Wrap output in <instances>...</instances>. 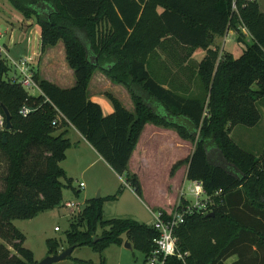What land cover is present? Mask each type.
<instances>
[{
  "label": "trees",
  "instance_id": "1",
  "mask_svg": "<svg viewBox=\"0 0 264 264\" xmlns=\"http://www.w3.org/2000/svg\"><path fill=\"white\" fill-rule=\"evenodd\" d=\"M9 1L26 18L35 16L43 51L63 41L76 82L63 88L35 73L42 93L34 96L6 78L9 66L0 49V113L6 126L5 106L11 122L10 129L0 132V164H5L0 175V264L37 263L14 220L60 206L65 187L80 194L61 165L72 142L60 129L72 124L142 197L141 181L129 171V162L146 123L172 128L195 143L189 159L177 162L172 172L188 162V179L202 181L208 194L222 190L209 213L187 215L175 230L181 251L190 253L189 264H226L234 255L238 260L232 264H264V151L257 156L230 135L235 126H255L262 119L264 11L259 1ZM228 30L238 32V41L245 44L238 57L229 52L220 57L212 47ZM170 41L186 47L185 58L197 48L206 55L195 69L179 68L168 88L156 79L152 61ZM97 70L126 87L133 112L108 93L114 110L105 115L89 97ZM183 72L190 81L178 83ZM23 106L30 109L26 116L20 112ZM122 192L121 186L115 194L89 199L65 231L68 245L103 252L111 244L123 245L125 235L147 256L159 235L152 225L104 218V203ZM47 247L48 255L61 249L52 238ZM165 264L182 262L169 257Z\"/></svg>",
  "mask_w": 264,
  "mask_h": 264
},
{
  "label": "crops",
  "instance_id": "2",
  "mask_svg": "<svg viewBox=\"0 0 264 264\" xmlns=\"http://www.w3.org/2000/svg\"><path fill=\"white\" fill-rule=\"evenodd\" d=\"M4 9H7V11H4ZM159 10L161 11V8H159ZM2 22H4L5 27L3 26ZM0 23L2 24V29H0V37L3 38L0 43L1 54L7 64L8 62L6 57H8L12 61V68H14L13 72L11 70V74L9 76L8 74L6 75L8 79H22L23 75L19 71V68L15 65V63L19 64L21 60L30 58L31 62H28V64L30 65L33 79L34 74L37 73L40 75V77L48 79L63 88L72 87L75 84V73L67 62L64 43L63 45L60 44L63 41H59L55 46L48 47L45 51H43L41 27L37 23L35 16H32L31 18H26L24 14L18 9H16L9 0H5L1 1L0 4ZM229 34L234 35V31L228 30L223 37H216L214 45H212L213 48H216L217 45H220V57L223 56V54L226 52L232 53L235 57H238L236 56V53L228 51L224 47L225 42H228V40L226 41V38L229 36ZM246 36L247 41H250V36L248 33H246ZM240 43L241 42H239V44ZM185 48L186 47L184 45L170 41L167 45L165 52L158 51L159 55L157 54L156 58L154 60L152 59L153 70L157 72L155 73V77L156 79L164 82L165 87H170V82H172L175 78V73L177 71H180L179 68L183 67L184 71L186 67L195 69L206 55V50L202 48H197L191 53L189 58H185L187 54ZM244 49L245 47L242 46V52ZM175 52L178 53V59L174 58ZM182 58L183 62L181 65H179L178 63L179 61H181ZM194 63L196 64V66L192 67V64ZM181 81H190V79L187 78L186 73L184 72L179 73V75L177 76V82L181 83ZM33 89L37 90L36 93L32 92L30 89L27 91L34 96H38L42 93L39 87ZM108 93L117 97L128 110L132 112L134 111V103L126 87L121 84H116L112 82L103 71H95L89 86V97L92 100H96V98L99 96H108ZM4 129V117L0 113V132ZM62 131L67 132V137L70 138L72 145L67 150L66 158L64 161L61 162V165L66 171L68 177L73 179V186L75 190L80 191V194L76 195L75 192L72 190L73 194L78 196L79 198L82 197V199H84L85 201L83 204L80 203V206L84 205V208L87 201L93 197L88 194L89 192H85L87 188V183L84 180H79V177H83L84 174H89L90 172H93L96 177L103 178V171L106 170V172H108L113 178H115V180L121 183V186L123 188V192L121 193V195L125 193V190H130L135 196H137L139 200L144 203L152 217V221L147 222V224H153L154 212L158 210L171 212L175 208L173 206V202L169 204L148 203L144 197L145 194L143 186V196L140 197L134 191V189L127 183L125 176L115 172L112 167L108 164V162L94 149V147L87 141V139L72 124H69L66 127L60 129L58 133ZM194 148L195 145H193L190 140L182 138L176 130L172 128L158 126L153 123H146L139 137L138 143L130 158L129 171L131 173H135L139 177V173L141 171L142 166L141 164L144 163L149 158V156H156L158 152H160V154L165 153L168 156L173 152L170 164V176L172 178H170L174 180L176 179L177 175L181 173V186L178 188V183L176 186L174 185L175 189L178 190L175 201L177 200V197L179 201L184 200L185 198H189L187 197V194L191 196L190 190L193 181H195L190 180L187 177L189 163L185 162L181 166L177 167L173 172L172 168L177 162L186 161L187 159H189V157L194 151ZM75 180L79 181L75 183ZM186 181H189L190 183V185L187 187V190L183 187ZM81 182L85 183V186L83 188L79 187V184ZM96 187H101V184H97ZM170 188H172V186ZM81 194L83 196H81ZM108 195L112 194H107L104 196ZM101 196L103 197V195ZM142 221V223H146L145 221L147 220ZM56 231L59 232L60 230ZM123 238L125 243V241L128 239L125 235L123 236ZM237 260L238 256L234 255L226 261V264H232Z\"/></svg>",
  "mask_w": 264,
  "mask_h": 264
},
{
  "label": "rangeland",
  "instance_id": "3",
  "mask_svg": "<svg viewBox=\"0 0 264 264\" xmlns=\"http://www.w3.org/2000/svg\"><path fill=\"white\" fill-rule=\"evenodd\" d=\"M258 1L260 3L261 10L264 11V0ZM4 11H7V9H4ZM2 24L4 26V22H2ZM2 24L0 23V29H2ZM233 31L234 35L229 34V39L228 37L226 38V41L228 40V42H225L224 47L226 50L236 53V56H239L242 53V46L245 47V45L244 42L239 44V33L235 30ZM241 31V33L245 34L244 37L247 40V31L243 28H241ZM2 40L3 38L0 37V43ZM60 44L63 45V42ZM217 48L220 51V45H217ZM175 54L178 53L175 52ZM6 59L10 66V70L8 72L9 76L11 74V70L13 72L14 68H12V61L8 57H6ZM195 66V63L192 64V67ZM6 78L8 77L6 76ZM254 87H256V85H254ZM30 90L35 93L37 91L33 88H30ZM93 100L102 106L105 115L110 114L114 110L111 99L106 95L101 97L99 96L96 100ZM259 106L262 112V119L257 125H237L230 133L231 137L241 147L253 152L257 156H260L264 151V106ZM190 142L193 145L195 144L192 141ZM172 155L173 152L168 156L165 153L160 154V152H158L156 156H149V158L141 164L142 166L139 178L142 183L141 186H143L145 200L150 204H169L173 202V206L175 207L179 201L178 197L175 201L178 190L175 189L174 185L176 186L178 183V188L181 186V173L177 175L176 179H171L170 164ZM4 165L5 164L3 162L0 164V175H2V172L4 171ZM79 180H84L87 183L85 192H89L88 194L93 198L98 195L104 196L107 194H115L121 187V183L115 180V178L106 172V170L103 171V178L96 177L93 172H90L89 174H84L83 177H79ZM78 181L75 180L74 182L77 183ZM97 184H101V187L97 188ZM189 185V181H186L183 187L187 190ZM171 186L172 188H170ZM1 188H3V180L0 178V189ZM63 193L64 199L60 206L41 212L32 219H16L13 221L14 225L25 234L26 239L24 241V247L34 252L37 262L42 260L47 255V240L50 238L59 241L61 249L58 252H61L63 249L69 247L66 242L65 231L69 229L71 220L81 213V208H83L84 205L80 206L79 210L70 212L63 206V204L66 203L67 200L81 204L85 201L82 197L79 198L74 195L72 189L68 187L64 188ZM81 196L83 195L81 194ZM187 197L192 198L189 194H187ZM104 218L141 219L139 220L141 222H143L142 220H147L145 221L146 223L152 221V217L144 203L130 190H125V193H123V195L118 197L116 200H109L105 202ZM56 226L60 228L59 232L55 230ZM98 234H101V229L98 230ZM74 258L88 261V263L79 264H144L145 254L137 248H127L124 244L122 246L111 244L103 252L94 251L89 246H79L70 257L53 264H74Z\"/></svg>",
  "mask_w": 264,
  "mask_h": 264
},
{
  "label": "built area",
  "instance_id": "4",
  "mask_svg": "<svg viewBox=\"0 0 264 264\" xmlns=\"http://www.w3.org/2000/svg\"><path fill=\"white\" fill-rule=\"evenodd\" d=\"M28 62H31L30 58L21 60L19 64L15 63L23 75L22 79L15 81L21 83L26 90L39 87L33 79ZM20 112L26 116L30 112V109L23 106ZM84 186V182L79 184V187L81 188ZM190 192L192 198H185L184 200L179 201L171 212L164 210L154 212V222L152 226L159 232V235L154 239V248L146 256L144 264H165L166 259L169 257H176L182 262V264H189L188 257L190 256V253L188 251H181L175 230L185 221L187 215L209 213L211 207L215 204L214 197L219 195L222 190L214 194H208L203 182L195 180L193 181ZM64 207L67 208L68 211L74 212L79 210L80 203L67 201L64 203ZM55 230H60V228L56 226Z\"/></svg>",
  "mask_w": 264,
  "mask_h": 264
},
{
  "label": "water",
  "instance_id": "5",
  "mask_svg": "<svg viewBox=\"0 0 264 264\" xmlns=\"http://www.w3.org/2000/svg\"><path fill=\"white\" fill-rule=\"evenodd\" d=\"M4 112H5V118H6V126L5 128L8 130L11 128V122H10V113L8 111V109L3 106ZM4 142L6 141V137L4 136L3 138ZM96 198H100V195H98ZM98 237H94V240H97ZM125 247L127 248H133L132 243L129 240H126L124 243ZM75 249V246H69L68 248L62 250L59 253L56 254H52V255H47L46 257H44L42 260L38 261L36 264H53L55 262L61 261L65 258H68L69 256L72 255L73 251Z\"/></svg>",
  "mask_w": 264,
  "mask_h": 264
}]
</instances>
